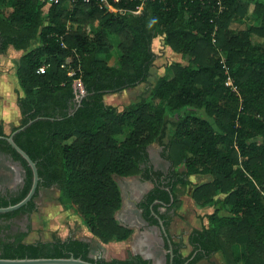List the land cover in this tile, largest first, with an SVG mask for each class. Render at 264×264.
Listing matches in <instances>:
<instances>
[{"label": "trees", "instance_id": "16d2710c", "mask_svg": "<svg viewBox=\"0 0 264 264\" xmlns=\"http://www.w3.org/2000/svg\"><path fill=\"white\" fill-rule=\"evenodd\" d=\"M107 1L122 12H107L91 0H0V54L9 47L23 51L14 63L20 120L9 134L15 132L13 141L35 163L39 178L25 206L0 213V258L152 264L139 255L91 258V241L74 237L26 241L42 189L57 190L60 206L100 243L126 241L132 231L115 219L122 205L115 177L140 176L153 184L139 203L149 225L162 221L166 231L169 213L185 195L196 208L212 210L206 225L188 234L187 255L165 238L171 249L166 264H264V43L252 42L264 40V0ZM246 21L252 24L232 27ZM109 36L117 38L114 65L106 60ZM157 37L185 63L169 65L171 76L158 78L138 101L120 110L105 104L104 96L147 81ZM74 78L84 91L77 99ZM6 136L0 122V137ZM152 144L163 146L168 171L149 165ZM0 153L23 168L20 188L0 195L5 208L27 195L32 172L2 138ZM191 176L208 181L188 192Z\"/></svg>", "mask_w": 264, "mask_h": 264}, {"label": "crops", "instance_id": "0c3cea01", "mask_svg": "<svg viewBox=\"0 0 264 264\" xmlns=\"http://www.w3.org/2000/svg\"><path fill=\"white\" fill-rule=\"evenodd\" d=\"M251 10H252V6H250L248 15H250ZM248 22L250 21H247V23ZM250 24H252V22ZM22 54L23 51H17L14 48L9 47L6 53L0 54V59L4 63H6L10 61V59L12 58H16L17 60ZM14 76L13 78L18 86L17 89H15V86H13V83L10 84L9 81H7L3 76L0 77V122L3 124L4 133L7 136L10 135L9 133L12 127L19 125V120H20V114L17 107V98L22 96V93L19 88L18 81ZM11 102H13L14 111L10 115L7 112V110L10 109L9 105ZM161 152L163 158L165 159L166 153L164 152L163 146L159 144H152L147 148L149 165L152 166L154 170H159V171L162 170L161 168L157 167L158 165L157 160L161 158L160 155ZM163 152L165 153L164 155ZM0 165H1L0 184L6 183L3 185V187L1 186L2 190H0V195H3L7 192H12L11 190L16 183V176L18 175L19 171L22 172V177H23V168L19 162H15L11 160V158L8 155L1 153H0ZM170 167L171 164L169 167L166 168V171H168ZM195 178H206V181H208V178L206 176L189 177V181L191 184L187 188L188 192L191 191L193 185H197L194 184L195 182L193 181ZM115 180L119 186V190L121 192V197H122V205L120 209L115 213V219L117 220L120 226L126 227L132 231L131 236L126 241L123 242L113 241L108 244H102L96 238L92 237L91 234L87 231V228L84 226L83 229L84 232L82 233L84 237L78 238L77 236H71L70 234L68 235V237H74L85 241H91L92 249H93V245L95 246L97 245L98 249H100V247L107 248L108 250L112 248L113 250L112 255L113 258L116 260H123L126 256L128 258L129 256L139 255L143 259L150 260L152 264H159L161 263V255L163 254L164 264H166V255L168 254V250L165 249V237L160 232L159 226L149 225L142 218V211L139 208V203L141 202L143 197L153 188V184L147 180L142 179L140 176H134L129 178L115 177ZM204 182H200L198 184ZM52 190L56 192V197H58V191L55 189ZM178 199L181 201L182 205L179 208L180 210L178 209L179 211L178 210L176 212L171 211L169 213L172 216V221L170 226L166 230V234L171 242L178 243L180 246H182L183 249L187 247V251L189 253L191 248L188 245L187 238H188V234L192 229H190L186 233L185 228L183 226H179L180 224L176 225V222L174 223L173 220L175 218L180 220L181 217L183 216V213H180V211L182 209H185L182 207H184L185 203L188 205L189 203L193 204V202L187 195L179 197ZM58 206L59 208L62 209V211L64 210L59 203ZM195 210L197 214L200 215V217L205 216V213L203 212L204 210H201L196 207ZM159 211L160 213H164L165 208L160 207ZM199 220H200L199 225L195 226L193 229H201V227L206 225L207 223L206 217H203L202 219L199 218ZM181 230L184 231L186 234H183L181 236V233H183ZM77 231L78 230L72 231L71 234H75L77 233Z\"/></svg>", "mask_w": 264, "mask_h": 264}, {"label": "rangeland", "instance_id": "374dc122", "mask_svg": "<svg viewBox=\"0 0 264 264\" xmlns=\"http://www.w3.org/2000/svg\"><path fill=\"white\" fill-rule=\"evenodd\" d=\"M246 23L247 21L245 23L236 22L235 24H232V27L242 28L246 25ZM250 23L251 22H248L247 25H249ZM109 38L112 44V50L110 53V57L107 58L106 60L109 65H114L116 64L119 55L117 50V41H116L117 38L116 39L111 38V36H109ZM252 42L264 43V40L261 39L259 40V38L253 37ZM152 50L154 51L156 57L151 67L150 75L147 81L145 83L138 85L135 88L124 90L121 93L104 96L103 100L105 104L114 106L120 110L129 103L138 101L141 96L147 94L148 90L154 85V83L158 78L160 77L168 78L171 76V72L170 70H168L169 65L175 62L185 63L183 60H181L178 54L173 53L168 47L163 45L161 37H157L153 40ZM15 60L16 58H12L10 59V61L4 63L0 59V77L3 76L7 81H9L10 84L13 83V86H15V89H17L18 86L13 78ZM9 108L10 109H8L7 112L11 115V113L14 111L13 102L10 103ZM164 154L165 153L163 152V155ZM160 155L161 158L157 160V164H158L157 167L161 168L162 169L161 171L163 172L166 171V168L170 166V162L166 158H165L166 160L163 158L162 152ZM22 181H23L22 172L19 171L18 175L16 176V183L11 190L12 193H15L20 188V186L22 185ZM193 181L195 182L194 184H198L200 182L206 181V178H195ZM4 184L6 183L0 184V190H2ZM35 203L37 205V211L34 212L30 218L31 231L26 238L27 242H32L35 240H49L50 237L53 235H56L62 239L68 237L69 234L71 236H77L78 238L84 237L82 233L84 232L83 229L85 225L71 211L65 212L64 210L62 211V209L59 208L56 192L54 190L42 189L38 197L35 199ZM182 208H185L182 209L183 211L182 210L180 211V213H183V216L181 217L182 221L181 219L179 220L176 218L173 221L174 223L176 222V225L180 224L179 226H183L186 230L185 232L187 233L190 229H193L195 226L199 225L200 223L199 218L202 219L205 216L200 217V215H198L195 210V205L192 203H189L188 205L185 203L184 207ZM201 210H204L203 212L205 213V215L212 211L211 209H201ZM26 225L27 222L24 219V221L21 223V228L25 229ZM76 230H78L77 233L71 234L72 231H76ZM182 232L183 233H181V236L183 234H186L184 231ZM187 253H188L187 247H185L184 249L182 248V254L186 255ZM112 254H113L112 248L108 250L107 248L100 247V249H98L97 245L96 246L93 245V249H92V253H90V257L94 259L101 258L104 259L105 261H111L114 259ZM126 258L127 256L124 259ZM215 261L221 263L218 257L215 258ZM159 264H164L163 254L161 255V263ZM198 264H207V263L201 262Z\"/></svg>", "mask_w": 264, "mask_h": 264}, {"label": "water", "instance_id": "95a60500", "mask_svg": "<svg viewBox=\"0 0 264 264\" xmlns=\"http://www.w3.org/2000/svg\"><path fill=\"white\" fill-rule=\"evenodd\" d=\"M23 128L24 127H20L18 131L22 130ZM14 133H11L10 135L6 137H0V138L5 139L7 143L11 146V148H13L26 161L27 165L30 167L31 172H32V184H31L30 190L28 191L27 195L20 202L12 206L0 208V213L12 212V211L18 210L21 207L25 206L33 198L36 192V189H37L38 181H39L35 163L29 158V156L23 150H21L15 144V142L13 141ZM159 229H160V232L164 235V237L168 238L166 231L162 225V221H159ZM168 252L171 253V249H169ZM131 259L132 257H129V260ZM0 264H98V263H90L87 261H83L80 258H74L71 256L69 258H22V259H1L0 258Z\"/></svg>", "mask_w": 264, "mask_h": 264}, {"label": "built area", "instance_id": "2783aa9c", "mask_svg": "<svg viewBox=\"0 0 264 264\" xmlns=\"http://www.w3.org/2000/svg\"><path fill=\"white\" fill-rule=\"evenodd\" d=\"M40 1L49 5V4H58L61 0H40ZM82 1L87 3L90 0H82ZM91 1H94L95 3H97V5L100 8H104L107 12H112V13L116 12V11H118L120 13L122 12L121 10H116L112 5H110L108 3L107 0H91ZM112 1L117 2L119 0H112ZM130 1H134V0H130ZM216 2H217V5H220V0H217ZM139 11H140V7L134 13H138ZM61 68H63V69L65 68L64 64L61 65ZM42 71H43V67L39 68L38 72H42ZM66 71H67L68 77H74V75L76 74V72L73 69H67ZM225 85L230 87L232 91H234V92L237 91L236 87L233 85V83L230 79H227ZM73 88L75 91L76 99L84 93L83 86H82L81 80L79 78L73 79Z\"/></svg>", "mask_w": 264, "mask_h": 264}, {"label": "flooded vegetation", "instance_id": "af4514ba", "mask_svg": "<svg viewBox=\"0 0 264 264\" xmlns=\"http://www.w3.org/2000/svg\"><path fill=\"white\" fill-rule=\"evenodd\" d=\"M129 257H133V256H129Z\"/></svg>", "mask_w": 264, "mask_h": 264}]
</instances>
